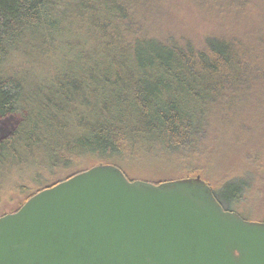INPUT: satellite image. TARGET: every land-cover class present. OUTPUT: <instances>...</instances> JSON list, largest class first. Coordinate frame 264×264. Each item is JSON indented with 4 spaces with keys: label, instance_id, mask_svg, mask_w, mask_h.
I'll return each mask as SVG.
<instances>
[{
    "label": "trees",
    "instance_id": "obj_1",
    "mask_svg": "<svg viewBox=\"0 0 264 264\" xmlns=\"http://www.w3.org/2000/svg\"><path fill=\"white\" fill-rule=\"evenodd\" d=\"M174 1L0 0V199H19L12 212L76 160L120 167L155 149L186 167L152 183L200 175L234 212L248 176L215 180L195 148L264 110V0H179L207 24L192 33L170 17Z\"/></svg>",
    "mask_w": 264,
    "mask_h": 264
},
{
    "label": "water",
    "instance_id": "obj_2",
    "mask_svg": "<svg viewBox=\"0 0 264 264\" xmlns=\"http://www.w3.org/2000/svg\"><path fill=\"white\" fill-rule=\"evenodd\" d=\"M0 264H264V222L199 175L155 184L98 164L0 216Z\"/></svg>",
    "mask_w": 264,
    "mask_h": 264
},
{
    "label": "rangeland",
    "instance_id": "obj_3",
    "mask_svg": "<svg viewBox=\"0 0 264 264\" xmlns=\"http://www.w3.org/2000/svg\"><path fill=\"white\" fill-rule=\"evenodd\" d=\"M168 11L170 12V17L175 19V22L177 21V25H181V29L187 32L192 33L193 30H202L200 28H204L207 25L203 20L195 19V22H193L195 11L179 0L174 1ZM175 22L174 26L176 25ZM254 113L253 119L250 120L251 126L246 124L245 126H238V131L229 133L228 138L221 133L215 136V141H212L213 145L209 150H200L197 147L195 148V153L203 157L198 158V162H201V165L204 166L203 170L207 169L212 175L218 174L215 180L219 181L220 176L224 178L227 174L244 178L248 176L250 180L248 189L234 205V212L246 220L264 222V169H260L262 167L260 164L257 167L253 163L254 161L251 160L253 156H259L260 154L261 157L264 156V110L258 109ZM208 137L210 138V136ZM180 151H182L181 153H190L186 148H180ZM146 152V154L143 151L138 154L133 152L134 154L117 157V164L131 176L132 180L150 182L151 180H163L165 177H177L183 174L182 166H186L179 164L173 150L155 149L150 151L160 154V156L156 157L151 156L148 151ZM76 161L73 166L57 169L54 173L45 176L47 181H50L49 184L62 180L68 175L76 174L90 165V161L87 159ZM183 162H186V160H183ZM195 176L197 175H192L191 177ZM180 178H188V176L177 179ZM213 183L216 184V181H213ZM18 200L17 197L14 200H10L5 195L2 196L0 199V216L5 213H11L17 207Z\"/></svg>",
    "mask_w": 264,
    "mask_h": 264
}]
</instances>
